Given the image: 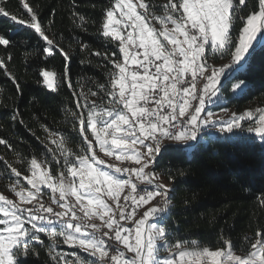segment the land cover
<instances>
[{"label":"snow or ice","instance_id":"6c2138e0","mask_svg":"<svg viewBox=\"0 0 264 264\" xmlns=\"http://www.w3.org/2000/svg\"><path fill=\"white\" fill-rule=\"evenodd\" d=\"M245 6L246 0H112L102 34L118 42L111 53L117 58L96 53L112 64L99 93L90 92L99 94L100 102L73 93L78 111L68 114L81 137L79 151L50 132L59 156L49 149L52 158H31L26 173L11 168L17 178L9 185L13 198L0 193V264H25L29 255L38 256L35 245L45 246L41 234L53 242L47 245L50 255L62 237L95 258L77 257L76 264H264V230L241 245L223 236L216 246L178 238L166 223L170 189L163 175L170 181L172 176L155 167L165 141L190 152L199 145L202 128L217 127L206 103H215L225 88L246 92L241 76L264 54V0L247 15ZM22 7L29 19L18 23L46 41L48 55L58 49L67 63L68 54L46 34L38 12L26 0ZM0 13L10 15L3 7ZM11 19L17 21L16 15ZM9 43L0 35V45ZM217 54L230 57L219 69L208 63ZM42 76L53 91L64 82L53 71ZM245 120L249 123L242 125ZM218 130L246 131L264 142V109L233 114ZM57 256L68 264L59 253L52 259Z\"/></svg>","mask_w":264,"mask_h":264},{"label":"trees","instance_id":"16d2710c","mask_svg":"<svg viewBox=\"0 0 264 264\" xmlns=\"http://www.w3.org/2000/svg\"><path fill=\"white\" fill-rule=\"evenodd\" d=\"M24 2L0 3L10 14L6 17L0 13V35L10 38L8 46L0 45V139L7 141L0 144V193L8 198L12 196L9 185L17 179L12 167L23 174L31 158L48 161L53 155L49 149L59 156L50 132L63 135L66 147L79 151L81 137L68 114L78 111L73 93H83L99 103L100 95L92 97L90 92L99 93L98 85L108 80L112 64L96 53L107 51L111 59L117 58L111 53L117 51L118 42L102 34L112 0H26L38 12L49 38L59 42L68 54L67 63L58 49L48 55L44 51L46 41L34 29L18 23L29 19ZM155 2L163 4L165 0ZM257 5L258 0H246L244 14ZM11 15H16L17 21ZM229 59L217 54L208 62L221 64ZM45 70L55 72L57 81L64 77L55 91L44 84ZM241 79L247 82L246 92L235 94L234 89L225 88L210 110L243 113L264 108V54L255 56ZM80 99L83 102V97ZM177 147L164 145L155 167L172 176L170 181L167 174L163 175L171 185L172 205L166 223L178 238L216 246L223 236L241 245L245 237L254 238L258 229L264 230V143L239 131L224 138L210 137L206 143L200 141L190 154L176 151ZM22 183L26 185V181ZM41 239L45 246L36 244L39 255H29L25 264H64L59 256L52 259L56 253L68 264H76L77 257L91 259L78 247L63 243L62 237L57 238L50 255L47 245L53 242L44 234Z\"/></svg>","mask_w":264,"mask_h":264},{"label":"rangeland","instance_id":"374dc122","mask_svg":"<svg viewBox=\"0 0 264 264\" xmlns=\"http://www.w3.org/2000/svg\"><path fill=\"white\" fill-rule=\"evenodd\" d=\"M229 62V60H227V61H225V62H223V63H221V64H210L209 62V65H211V66H214V67H216L217 69H219L220 67H222L223 65H226L227 63ZM43 79H44V77H43ZM223 82V77H221V83ZM45 84V83H44ZM45 86L47 87V85L45 84ZM218 87H219V85H218ZM48 88V87H47ZM49 89V88H48ZM50 90V89H49ZM52 91V90H51ZM236 92V89H234V93ZM218 96H219V94H218ZM216 102L215 103H206V108H205V112H207V111H212L213 113H214V116H213V119L216 121V120H222V121H225V120H229V119H231V118H233V114H235V115H241V114H243V113H245V112H243V113H236L234 110H228V111H226V110H223V111H219V112H215L214 110H210V107L211 106H213V105H215L218 101H219V98H213ZM262 109H264V108H262ZM252 111H255V110H252ZM202 115H203V113H202ZM249 123V121H247V120H245V121H243L242 122V125H245V124H248ZM219 127L217 126V127H215V128H213V127H211V125H209V127H207V128H202V136H210L211 138H214V135H216V136H220V137H225V135L227 134H223V133H221L219 130ZM212 132H217V133H219V134H214V133H212ZM237 132H239V131H237ZM236 132V133H237ZM204 133V134H203ZM247 134L248 135H250V136H253L254 138H256V139H258L257 137H255L253 134H251V133H248L247 132ZM202 136H198V138H200V137H202ZM209 137V138H210ZM259 140V139H258ZM207 141V140H206ZM206 141L205 140H203L202 142L203 143H206ZM260 141V140H259ZM262 143H264V142H262ZM164 145H166V144H162L161 145V149H162V147L164 146ZM191 152V151H190ZM190 152H189V154H190ZM169 198H170V192H169ZM10 198H13V194H12V196L10 197ZM46 199V198H45ZM47 202V201H46ZM153 203H155V201H153ZM171 205H172V202H171V198H170V207H171ZM29 207H30V205H29ZM53 207L55 208V206L53 205ZM169 207V208H170Z\"/></svg>","mask_w":264,"mask_h":264},{"label":"crops","instance_id":"0c3cea01","mask_svg":"<svg viewBox=\"0 0 264 264\" xmlns=\"http://www.w3.org/2000/svg\"><path fill=\"white\" fill-rule=\"evenodd\" d=\"M217 121V126L219 127V124H220V122H222V120L220 121L219 119L218 120H216ZM212 133H214V132H212ZM214 134H219V133H217V132H215ZM223 134H226V133H223ZM227 135V134H226ZM225 135V136H226ZM214 136H216V135H214ZM209 137L210 136H202V137H200V138H198V140H200L201 142L203 141V140H207V139H209ZM221 138H224V137H221ZM167 144H172L171 142L170 143H167ZM166 144V145H167ZM99 155L103 158V153H99ZM163 182L165 183V184H167V186H168V188L170 189V191L169 192H171V185L163 178ZM46 201H47V198L45 199ZM55 206V205H54ZM68 245V244H67ZM68 246H70V245H68ZM70 247H73V246H70ZM81 250V249H80ZM83 253H85L87 256H89L90 257V255H89V253L88 252H85V251H83V250H81ZM128 255H131V254H128ZM91 259H95V258H93V257H90Z\"/></svg>","mask_w":264,"mask_h":264},{"label":"built area","instance_id":"2783aa9c","mask_svg":"<svg viewBox=\"0 0 264 264\" xmlns=\"http://www.w3.org/2000/svg\"><path fill=\"white\" fill-rule=\"evenodd\" d=\"M167 143H170L169 141H165L163 144H167ZM160 198L157 197V200H159Z\"/></svg>","mask_w":264,"mask_h":264},{"label":"bare ground","instance_id":"6f19581e","mask_svg":"<svg viewBox=\"0 0 264 264\" xmlns=\"http://www.w3.org/2000/svg\"><path fill=\"white\" fill-rule=\"evenodd\" d=\"M203 134H204V133H203ZM170 208H171V207H170ZM170 208H169V214H170V210H171ZM169 214H168V216H169ZM168 216H167V217H168Z\"/></svg>","mask_w":264,"mask_h":264}]
</instances>
